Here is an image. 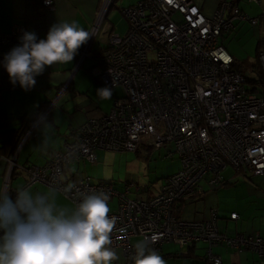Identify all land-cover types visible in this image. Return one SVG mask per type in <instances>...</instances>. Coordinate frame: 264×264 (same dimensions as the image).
Instances as JSON below:
<instances>
[{"label":"built area","instance_id":"2783aa9c","mask_svg":"<svg viewBox=\"0 0 264 264\" xmlns=\"http://www.w3.org/2000/svg\"><path fill=\"white\" fill-rule=\"evenodd\" d=\"M42 2L54 5V0ZM116 2L104 0L98 16L101 23ZM121 10L128 29L123 34L113 32L110 46L95 56L93 73L104 87L122 86L124 96L115 99L109 113L90 118L73 131L64 150L44 164L20 166L27 186L45 182L62 191L74 185L68 194L71 200L80 193H107L108 215L115 218L110 247L122 249L125 264H135V236L148 238L150 247L160 253L167 242L196 246L204 241L209 245L205 259L212 264H223L212 250L221 243L264 257V237L228 236L219 231L217 207L209 208L200 220L177 215L184 200L204 190L202 181L224 185L229 168L264 174V81L257 71L258 81L251 83L222 42L237 21L259 24L260 16H250L230 0H221L212 16L195 0H137ZM25 31H31L25 23H15L9 32L0 29V62L7 53L3 47L19 45ZM258 62L264 73V49ZM168 144L174 145L181 168L147 199L120 192L110 182L63 178L67 165L96 163L98 150L139 151ZM172 156L169 151L166 158ZM11 159L8 169L14 164ZM12 179L13 174H6L5 185L14 199L17 188ZM115 198L118 208L113 210ZM231 218L237 219L239 214L232 212Z\"/></svg>","mask_w":264,"mask_h":264},{"label":"clouds","instance_id":"9594fccd","mask_svg":"<svg viewBox=\"0 0 264 264\" xmlns=\"http://www.w3.org/2000/svg\"><path fill=\"white\" fill-rule=\"evenodd\" d=\"M92 35L76 21L53 24L45 39L25 31L20 44L5 54L3 66L13 84L28 90L46 66L71 63ZM99 91L102 98H110V87ZM73 188H63L66 198ZM57 191L21 186L13 199V191L0 186V264H112L117 259L110 247L115 218L108 215L109 195L80 193L71 206H62L56 202ZM150 243L145 238L135 245V264H166Z\"/></svg>","mask_w":264,"mask_h":264},{"label":"rangeland","instance_id":"374dc122","mask_svg":"<svg viewBox=\"0 0 264 264\" xmlns=\"http://www.w3.org/2000/svg\"><path fill=\"white\" fill-rule=\"evenodd\" d=\"M116 1L115 6L111 7L109 13L104 14L102 23L101 20L99 21V18H96L92 29L90 24L87 23V30L93 35L89 38L87 43L79 48L77 54L74 56V59H76V68H81L86 62L85 64L87 65L91 64L89 66V70L93 72V67L96 62L95 56L106 50L108 45L110 46L109 43H111L113 32L123 34L127 31L128 20L124 16L121 7L127 6L137 0ZM195 1L202 6V8H204L205 13L209 16L213 15L219 4V0ZM230 1L238 2L240 8L252 17L264 14V0ZM103 3L104 0H101L98 15L103 12ZM98 22L101 24L97 25ZM263 36L264 19L261 24H252L247 20H239L236 22V28L233 31L225 33L222 36L223 44L230 51V53L243 64V72L251 79L258 75L257 72L253 70L252 66L259 61L257 44L259 39ZM91 40L92 44L88 47V43H90ZM263 49L264 46L261 50ZM83 54L86 55L83 56ZM83 57H85V60L82 62ZM86 72L88 71L84 67L80 73L72 77L75 73L74 71H71L70 75L62 79V81H64V86H62L58 92L59 95L62 94L61 98H63L65 93H67L66 89L69 86L68 84L75 83L81 85L80 93L77 94L75 98H71L72 101H66L68 103V105L66 104L67 108L72 109L71 115L74 120L75 118L83 115V112L79 111L77 106L80 108H87L91 114L97 115L109 111L113 106L115 98L122 97L125 94L124 88L122 86H117L114 89H111L110 98H102L99 88L104 86H102L98 82L97 78L94 77V73L91 75H85ZM39 90V94L34 92L16 94L17 99L14 98L13 101L8 103V106L13 105L16 101H18V99H20L22 103L24 101L27 108L32 107L36 110L40 105V101H43L40 96L45 94L42 89ZM59 98H56L55 101L51 103L49 109L56 105ZM60 106L61 103L58 107ZM40 115H42V118L46 117V113ZM60 117L61 119L57 118V120L61 121L63 125L66 118L64 119L62 115ZM24 136L25 135H23L22 139ZM169 151L173 153V156L166 158ZM15 152L16 150L13 155H15ZM180 168L181 162L179 155L175 152L173 144L165 145L161 149H157L155 147H145L139 151H111L102 149L97 151L96 163L83 161L81 163L67 165L65 167L63 178L65 179L68 177L70 179L74 178L77 180L90 178L92 183L108 181L112 183L115 189L120 192L128 191L134 198L138 197L147 199L149 196L156 194L160 190L167 176L175 173ZM226 176L229 177L232 184L209 185L206 180L202 181L205 193L201 197H198L197 200H194L186 205V209L184 213H182L181 218L184 220L194 219L213 206H219L221 212H226L231 211L234 207H240V209L244 210L257 205L260 210H262V212L260 211L262 213V217L256 216L254 220L256 224H260L262 218L264 217V174L256 175L253 172L241 173L234 171L233 168H229L226 171ZM115 199L116 201L113 202L112 205L113 210L118 208V198ZM139 240L141 241L143 238H140ZM206 247H208V243L205 242L204 247L199 249L206 253ZM183 248L187 250L188 246ZM255 257L257 264H264V257H260L257 253H255Z\"/></svg>","mask_w":264,"mask_h":264},{"label":"crops","instance_id":"0c3cea01","mask_svg":"<svg viewBox=\"0 0 264 264\" xmlns=\"http://www.w3.org/2000/svg\"><path fill=\"white\" fill-rule=\"evenodd\" d=\"M220 1L221 0H219V2ZM33 3L34 0H0V29L3 32H9L12 30L15 23L23 22L28 25L31 31L36 33L38 40L45 39L49 28L59 21H76L78 25L85 30H87V23H89L92 29L96 18L99 16L98 11L101 6V0H54L53 7L45 5L42 7L45 13L40 15V9H34ZM15 46H18V44L6 45L3 47V50L8 53ZM85 63L81 68H76V59H73V61L68 64H55L51 67L46 66L44 72L35 77L36 83L33 86L34 88L31 87L30 89L25 90L19 85V82L13 84L10 81L9 75L3 66V62H0V79L2 80V85L0 86V117L4 123V127L1 128V131L16 130L23 125V116L30 118L33 115H38L36 121H34L29 127L30 132L27 131L26 135L23 139L21 138L18 147L16 148V151L18 150L17 163L19 165L16 167V174L12 179V186L14 188L27 186V178L25 174H22L19 166L32 163L38 165L44 164L57 151L63 149L68 141L72 140L71 133L74 130L79 128L88 119L101 117L111 111L112 108L105 113L93 115L87 108H80L77 106V109L83 112V115L74 120L71 115L72 109L67 108L66 104L68 105V103L66 101H72L71 98H75L77 94L80 93L81 85L75 83L68 84L69 86L66 89L67 93L64 92L65 96L61 98L62 94H58L60 88L64 86V81H62V79L70 75L71 71H74L75 74L72 75V77H74L85 67L88 71L85 75L93 74V72L89 70L91 64L87 65ZM39 89H42L45 94L40 96L43 101H40V105L36 110L32 107L27 108L24 101L22 103L20 99H18L13 105L8 106V103L13 101L14 98L17 99L16 94L33 92L39 94ZM56 98H59L56 105L49 109V106ZM60 103L61 106L58 107ZM43 113H46L45 118H42V115H40ZM61 115L64 119L66 118L63 125L61 121L57 120V118L61 119ZM7 171V160L5 156L0 153V186L5 185ZM29 187H31L33 191H47L50 185L45 182H36ZM204 193L205 188L192 197L187 198L186 205L197 200V198L201 197ZM56 202L62 206H71L72 204V200L68 197L66 198L60 190L56 193ZM186 205L182 213H184ZM217 208L219 209L218 227L221 233L228 236H236L239 233H243L264 237V217L260 224H256L254 220L256 216L262 217V210H260L259 206L255 205L254 207L246 208L244 210L240 209V207H234L231 211L226 212H221L219 206H217ZM207 211L208 209L194 219L186 220L204 219ZM232 212H237L239 218L232 219ZM140 238L142 237L135 236L132 240L137 242L140 241ZM204 243L205 242H199L196 246H188L181 245L177 242H167L162 246L160 254L166 261V264H212L206 261V253L199 249L204 247ZM185 246H188L187 250L183 248ZM212 250L214 253L222 257L223 264H257L255 253L258 254V252L253 250L239 252L224 243L212 246ZM114 251L117 254V259L114 260L112 264H125V257L122 249H115Z\"/></svg>","mask_w":264,"mask_h":264},{"label":"trees","instance_id":"16d2710c","mask_svg":"<svg viewBox=\"0 0 264 264\" xmlns=\"http://www.w3.org/2000/svg\"><path fill=\"white\" fill-rule=\"evenodd\" d=\"M44 6H45V4L42 2V0H34L33 7L36 10H39L40 9V11H39V14L40 15H43L45 13V11L42 9V7H44ZM263 17H264V14L260 15L261 21H260L259 24L262 23V21L264 19ZM19 23H23V22H19ZM263 46H264V36L261 37V39H259V41H258V44H257V52L258 53H260L261 48ZM236 60H237V58H236ZM237 65L239 66V68H242L243 67V64L240 63V62H237ZM252 67H253V70L254 71H256V72L258 71L259 72V74L261 75V77H262V79L264 81V75H263L264 73L260 69L259 62H256ZM256 80L257 79H255V78H253V79L249 78V81L251 83H254ZM37 118H38V115H33L30 118H28L26 116H23V118H22L23 125L21 127H19L16 130H7V131H5L6 132L5 133V132H2L1 131V128L4 127V123H3V121L1 120V117H0V153H1V155L3 154L5 156L6 160H8V159H10V158L13 157L14 151L18 147L19 141L21 140V138L23 137V135L26 133L27 129H29V127L31 126V124L34 121H36ZM71 134H73V132ZM61 150H64V148L61 149ZM15 174H16V172L14 171L13 172V178H14ZM106 182H108V181H106ZM231 183L232 182L230 180H228L227 182H225L224 185L231 184ZM186 204H187V201L184 200L177 207V215L179 217L182 215L181 213L183 212Z\"/></svg>","mask_w":264,"mask_h":264},{"label":"water","instance_id":"95a60500","mask_svg":"<svg viewBox=\"0 0 264 264\" xmlns=\"http://www.w3.org/2000/svg\"><path fill=\"white\" fill-rule=\"evenodd\" d=\"M92 44V40L90 41V43H88V47H90V45ZM83 60H85V57H83L82 58V62H83ZM17 154H18V150L15 152V155H13V157H12V159H11V161L14 163L13 164V166H11L8 170V173L7 174H9V172H10V174L12 175L13 174V172L15 171V169H16V167L19 165L18 163H17ZM7 163H8V167H9V161H7ZM24 165V164H23ZM23 165H21V166H23ZM20 167V166H19ZM22 174H24L23 172H22Z\"/></svg>","mask_w":264,"mask_h":264}]
</instances>
